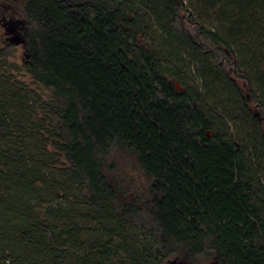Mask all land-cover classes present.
<instances>
[{"label": "trees", "instance_id": "1", "mask_svg": "<svg viewBox=\"0 0 264 264\" xmlns=\"http://www.w3.org/2000/svg\"><path fill=\"white\" fill-rule=\"evenodd\" d=\"M6 1L0 264H264V0Z\"/></svg>", "mask_w": 264, "mask_h": 264}, {"label": "rangeland", "instance_id": "2", "mask_svg": "<svg viewBox=\"0 0 264 264\" xmlns=\"http://www.w3.org/2000/svg\"><path fill=\"white\" fill-rule=\"evenodd\" d=\"M18 21H20V18L16 14L12 6L9 5L6 0H0V46L6 45L9 41L8 38H14L15 36H17V33L8 31V28L12 24V22L17 24L16 22ZM9 54V60L19 67L18 70L11 71L13 74H15L16 78L25 83L29 88L36 90L43 99L50 100V98L52 97L51 91L45 88L43 85L35 82L30 74L26 71L23 65L27 59L26 51L19 40L14 41V45L10 48ZM124 166L125 168H128V170L131 171L134 175H136V177H139V179L144 178L138 173L135 164L130 158L125 157ZM202 264L208 263L202 262Z\"/></svg>", "mask_w": 264, "mask_h": 264}, {"label": "flooded vegetation", "instance_id": "3", "mask_svg": "<svg viewBox=\"0 0 264 264\" xmlns=\"http://www.w3.org/2000/svg\"><path fill=\"white\" fill-rule=\"evenodd\" d=\"M17 24H15L14 22H12V24L9 26L8 31H12L13 33H17V36H15L14 38H8V40H14V41H20L21 42V38H20V22H16ZM23 45V44H22Z\"/></svg>", "mask_w": 264, "mask_h": 264}, {"label": "water", "instance_id": "4", "mask_svg": "<svg viewBox=\"0 0 264 264\" xmlns=\"http://www.w3.org/2000/svg\"><path fill=\"white\" fill-rule=\"evenodd\" d=\"M170 264H175L174 262H171Z\"/></svg>", "mask_w": 264, "mask_h": 264}]
</instances>
